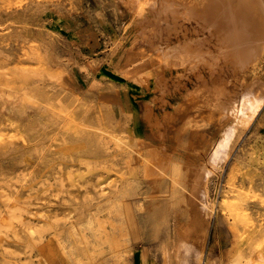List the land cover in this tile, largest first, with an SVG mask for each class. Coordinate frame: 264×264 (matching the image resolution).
<instances>
[{
	"label": "rangeland",
	"instance_id": "374dc122",
	"mask_svg": "<svg viewBox=\"0 0 264 264\" xmlns=\"http://www.w3.org/2000/svg\"><path fill=\"white\" fill-rule=\"evenodd\" d=\"M165 1L0 0V264H264V52Z\"/></svg>",
	"mask_w": 264,
	"mask_h": 264
},
{
	"label": "bare ground",
	"instance_id": "6f19581e",
	"mask_svg": "<svg viewBox=\"0 0 264 264\" xmlns=\"http://www.w3.org/2000/svg\"><path fill=\"white\" fill-rule=\"evenodd\" d=\"M161 1H164V0H161ZM179 1H181V0H179ZM187 1H189V0H187ZM165 2H167V0ZM165 2H163V3H165ZM177 2L174 0H172V1L169 0L167 2V4L165 3L166 4L165 7L168 8V10H170L172 13L175 14L176 9H174V8L176 7L175 5L178 4ZM163 3H162V5H164ZM183 4H185V3H183ZM195 4H197V3H195ZM190 6H192V4ZM188 10L190 11L191 9H188ZM194 13H195L196 17H199L203 22L207 23L209 27L214 28L215 26H217L218 31H220V29H222V28H219V26H222L221 21H223V19L225 20V18H226V20L229 22V25L231 26V31L226 37V42H227L226 50L229 52L230 55L232 53V56H234L236 58V60L238 61V62L237 61L236 62L239 65H241L243 68L247 67V65L250 62L252 63V62L258 60V58H260L261 55H263V52H264V0H199L198 8L194 11ZM176 14H178V12H176ZM220 19H222V20H220ZM212 25H213V27H212ZM224 29L228 30L227 28H224ZM224 39H222V40H224ZM223 44H224V42H223ZM179 47H181V46H179ZM188 47L189 46L186 44L181 49H183V51L186 49L184 51V53L185 52L189 53V50L187 49ZM169 50L174 51L173 55H175V52L178 49H177V47L175 49L172 47V48H169ZM210 163H212V160L210 161ZM209 174H210V168L207 166H204L202 168V172L200 174H197V176H196V182H197L198 189L200 188V189H202V192L204 191L203 193H204L205 197H206V192H205L204 187L207 184V183L205 184V181L207 180L206 177L209 176ZM122 194H123V196H126V192H123ZM231 200H233V199H231ZM224 206L228 207L229 205H224ZM203 207L206 211L209 210L208 204L205 205L203 203ZM212 207H214V205H212ZM140 209H142V208H140ZM127 211H126V214H127ZM214 211L215 212L217 211L216 205L214 207ZM233 211H235V210H233ZM128 214H129V212H128ZM130 217H132V216H130ZM11 227H12V225H11ZM128 229H129V227H128ZM112 233H114V232H112ZM112 233H109V234H112ZM106 238H108V237H106ZM109 238H111L113 241L115 240L114 241L115 246L117 247V250H119L120 245H119L118 239L116 240V239L112 238L111 235H109ZM108 239H106V240H108ZM111 241H110V243H109V241H107V242L111 245ZM114 243L112 242V244H114ZM115 246L111 245V247H113V248H116ZM122 246H123V244H122ZM133 247H134V244H133ZM114 250L117 251L116 249H113V251ZM123 252H124V250H123ZM59 255H60V253H59ZM62 257H61V259H62ZM104 257H106V256H104ZM140 257H141V255H140ZM130 260H131V258H130ZM108 264H110V263H108ZM205 264H211V261L210 260L205 261ZM243 264H251V262L247 261L246 263H243Z\"/></svg>",
	"mask_w": 264,
	"mask_h": 264
}]
</instances>
